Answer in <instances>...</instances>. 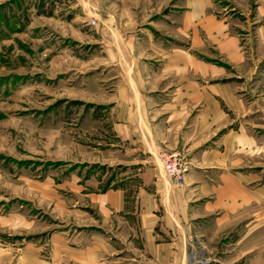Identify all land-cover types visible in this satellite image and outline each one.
<instances>
[{
    "label": "crops",
    "instance_id": "crops-1",
    "mask_svg": "<svg viewBox=\"0 0 264 264\" xmlns=\"http://www.w3.org/2000/svg\"><path fill=\"white\" fill-rule=\"evenodd\" d=\"M169 1L121 0V11L107 13V22L116 29L119 17L132 21L138 13L158 12ZM173 8L169 16L153 21L171 41L147 33L115 37L114 43L126 49L111 57L114 62L96 99L112 108L104 121L111 126L113 152L104 153L103 163L131 171L116 176L105 190L106 177L94 175L85 180L72 176L56 186L74 200L66 214L68 232L52 239L54 264H245L239 262L241 254L217 261L213 242L237 226L247 228L245 211L264 201V185L250 192L247 176L229 172L233 157L241 166L259 148L264 152V145L247 132L249 115L255 112L257 119L263 98L247 78L202 83L226 69L181 46L187 42L208 53L215 45L227 62L249 72L232 13L218 17L213 0H176ZM263 11L264 5L258 13ZM258 33L264 42V27ZM259 74L264 86V72ZM233 115L237 127L212 139L233 123ZM160 150L188 157L192 169L184 185L175 186L165 177L156 159ZM50 196L59 199L56 190ZM64 202L59 199L56 207L64 208ZM21 264H46L38 243L23 250Z\"/></svg>",
    "mask_w": 264,
    "mask_h": 264
},
{
    "label": "rangeland",
    "instance_id": "rangeland-1",
    "mask_svg": "<svg viewBox=\"0 0 264 264\" xmlns=\"http://www.w3.org/2000/svg\"><path fill=\"white\" fill-rule=\"evenodd\" d=\"M120 1L0 0V264H21L23 250L35 242L41 260L54 264L52 239L68 230L66 214L74 200L68 190L56 186H63L72 176L85 180L94 175L106 177L105 190L116 176L131 171L125 165L103 163L104 153L113 152L109 144L114 137L104 121L112 108L96 100L98 85L112 67L108 65L114 62L113 54L126 49L114 43L116 36L128 39L147 33L172 40L153 21L169 16L176 0L158 12L138 13L132 21L119 17L115 29L106 14L120 12ZM213 4L218 17L232 13L239 22L238 45L249 72L227 62L215 45H210L208 53L187 42L181 46L202 61L226 69V74L202 83H239L247 78L261 92L260 113L257 119L255 112L249 115L247 132L258 138L259 146L264 145V86L259 74L264 72V42L258 33L264 27V11L258 13L264 0H246L245 4L213 0ZM233 118L212 139L236 128L238 119ZM180 153L191 171L188 157ZM156 159L162 166L158 155ZM233 162L229 172L247 176L250 192L264 185L260 148L242 159L241 166L235 157ZM52 190L66 201L64 208L56 207L59 199L51 198ZM245 212L248 229L237 226L213 242L217 261L241 254L239 262L264 264V201ZM224 251L229 253L224 255Z\"/></svg>",
    "mask_w": 264,
    "mask_h": 264
},
{
    "label": "built area",
    "instance_id": "built-area-1",
    "mask_svg": "<svg viewBox=\"0 0 264 264\" xmlns=\"http://www.w3.org/2000/svg\"><path fill=\"white\" fill-rule=\"evenodd\" d=\"M165 177L175 186H182L190 172L189 163L178 151L161 150L158 154Z\"/></svg>",
    "mask_w": 264,
    "mask_h": 264
}]
</instances>
